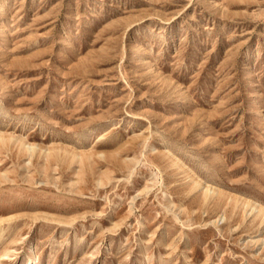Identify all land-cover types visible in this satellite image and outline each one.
<instances>
[{"label":"rangeland","instance_id":"374dc122","mask_svg":"<svg viewBox=\"0 0 264 264\" xmlns=\"http://www.w3.org/2000/svg\"><path fill=\"white\" fill-rule=\"evenodd\" d=\"M0 2V264H264V0Z\"/></svg>","mask_w":264,"mask_h":264},{"label":"bare ground","instance_id":"6f19581e","mask_svg":"<svg viewBox=\"0 0 264 264\" xmlns=\"http://www.w3.org/2000/svg\"><path fill=\"white\" fill-rule=\"evenodd\" d=\"M2 3L0 2V12H4V7H2ZM8 28L6 27V24L5 23H2V25H0V35H1V37H2V41H6L7 40V38H6V30H7ZM5 93V95L2 97L3 99H5V98H7L8 96H9V92L8 91H5L4 92ZM8 137H5L1 132H0V140L2 141V142H4L5 141V139H13L15 142H18L19 144H21V145H23L24 144V140H22V138L21 137H19V136H15V135H13V134H10V135H7ZM34 151H37L36 150V148H34V149H32V151H31V153H33ZM209 188L208 187H206V189L205 190H208ZM141 222V221H140ZM36 249V246H33V247H31V248H29V249H27V251H29V250H33L32 252H30L29 253V255H28V259L26 260V264H37L36 262H37V259H36V253H35V250ZM0 256H2V258L3 257H7L8 256V251H6V250H4V251H2L1 253H0Z\"/></svg>","mask_w":264,"mask_h":264}]
</instances>
